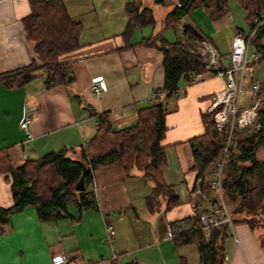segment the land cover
<instances>
[{"label":"crops","instance_id":"obj_1","mask_svg":"<svg viewBox=\"0 0 264 264\" xmlns=\"http://www.w3.org/2000/svg\"><path fill=\"white\" fill-rule=\"evenodd\" d=\"M130 1L136 0H65L68 13L82 23L79 46L62 56L72 76L70 82L45 88L39 75L19 86L0 83V148L6 149L13 166L51 150H77L94 135L96 113L105 111L113 129L135 122L137 109L148 105L150 93L162 85L163 67L160 50L130 43L158 31L167 40L178 39L184 20L189 18L220 58L226 53L225 59L232 35L242 28L231 13L209 19L198 6L173 26L177 37L170 38L166 33L170 28L162 29L161 20L169 5L179 0H164L163 4L143 0L152 7L156 21L132 31L125 41L120 33L127 20L124 5ZM29 10V0H0V73L32 60L39 63L22 24ZM227 62L220 59L222 66ZM94 76H101L106 83L99 96L89 89ZM186 83L179 81L176 94L160 93L157 97L166 108L163 142L169 144L162 176L173 184L177 204L165 209V199L160 198L158 208L150 211L145 196L151 183L139 170L126 177L120 165H100L92 171L96 208L78 212L76 204L68 202L71 216L47 221L38 219L34 206L12 213L0 233V264H54L51 256L60 252L69 254L76 264H201L195 245H174L168 223L192 215L195 205L209 208L212 203V192L207 198L190 194L194 171L186 140L203 131L201 115L208 113L211 96L221 89L223 80L206 68L194 82ZM25 111L31 116L30 136L19 127ZM11 202L8 181L0 174V206ZM107 220L115 229L110 241L102 239ZM258 232L246 223L233 224L238 242L234 243L231 233L224 240L226 264H264Z\"/></svg>","mask_w":264,"mask_h":264},{"label":"trees","instance_id":"obj_2","mask_svg":"<svg viewBox=\"0 0 264 264\" xmlns=\"http://www.w3.org/2000/svg\"><path fill=\"white\" fill-rule=\"evenodd\" d=\"M151 1L155 4L164 3V0ZM237 2L243 8L248 24L246 30H237L247 36L253 27L252 17L264 13V0ZM29 3L30 10L22 17V24L39 63L32 60L26 65L1 72L0 83L8 87L19 86L39 75L43 77L45 88L70 82L72 76L68 74L62 56L79 46L81 21L68 13L65 0H29ZM142 3L143 0H136L124 5L127 20L120 35L125 41H128L132 31L145 25H153L156 21L152 7ZM198 6L203 7L209 19H216L228 12L229 0H179L178 3L169 5L161 20L162 29L173 27ZM181 35L170 41L158 31L130 43V46L143 44L160 50L163 67L162 85L154 90L156 99L137 109L136 120L132 125L113 129L105 111L96 113L95 133L85 145L81 144L77 150L66 147L51 150L35 159H26L17 166L12 165L6 149L0 148V174L8 181L12 198L9 205L0 206V233L10 215L26 206H34L40 221L71 216L67 209L69 201L76 204L78 212L96 208L92 171L100 165H120L126 177H131L133 170H139L144 179L151 183L150 192L145 196L150 211L158 208L160 198L165 199V209L178 203L173 184L166 183L162 176L167 165L165 150L169 144L163 142L167 130L166 108L157 97L160 93L176 94L180 90V80L194 82L191 76L206 70L205 61L197 50L205 39L204 35L190 22L182 24ZM250 46L256 51L257 57L247 65H263L264 22L251 36ZM223 68L219 66L209 69L217 72ZM260 92L264 96L263 81ZM248 103L249 96L244 92L241 105ZM201 123L203 131L186 140L192 158L190 169L194 171L192 185L198 180L201 190L209 195L217 163L224 157L220 171L221 196L225 206H228L226 210L231 223H246L251 230L262 228L264 153L259 155V150L264 149V98L257 109L255 122L251 126L233 129L231 143L225 151L226 132L216 129L212 113L202 114ZM83 167L85 190L79 191L74 188V184ZM211 200L215 204L212 213L223 212L224 218L225 213L218 196L212 195ZM194 210L192 215L168 223L174 245H195L201 264H224V240L230 235V223L222 219L209 226L208 234L205 235L199 215L209 212V208H197L195 205ZM256 238L264 250V232H258Z\"/></svg>","mask_w":264,"mask_h":264},{"label":"built area","instance_id":"obj_3","mask_svg":"<svg viewBox=\"0 0 264 264\" xmlns=\"http://www.w3.org/2000/svg\"><path fill=\"white\" fill-rule=\"evenodd\" d=\"M253 27L249 30L248 35L245 36L241 31H236L229 43L228 52V64L223 66L222 70L217 71L221 75L223 85L221 89L213 93L210 99V106L208 112L212 113L214 125L218 131H225L227 135L226 146L224 151L231 143V134L233 129H241L246 126H251L256 119L257 109L260 107L263 101V93L260 92L261 80H255L249 87L243 85L245 80V67L254 58L257 57L256 51L249 52V40L255 33L257 28L264 22V13L256 14L252 17ZM198 52L205 61L206 68H217L221 67L220 56L218 51L213 47L211 43L203 40L197 47ZM196 75L191 76V80L194 81ZM190 83V82H188ZM187 86V83H186ZM90 91L95 95L99 96L106 89V83L101 76H94L90 80L89 85ZM246 92L249 96V103L241 105V97ZM155 92H151L149 100H155ZM30 114L25 111L19 121V127L24 130L27 136L31 133L28 128L30 121ZM84 145L86 142L83 143ZM224 161V157L217 163V170L210 182L211 192L218 196L221 202V207L224 210L225 216L222 217L221 213L213 214L212 208L215 204L212 202L209 204L210 211L205 213L202 212L199 215L202 223L205 235L208 234L209 226L215 225L222 219L230 223V233L234 243L238 242V238L233 233V224L231 223L230 216L227 213L226 206L221 196V167ZM93 186V183H92ZM191 195H199L202 198H207L206 195L200 188L199 181L197 180L190 189ZM115 233L114 226L111 221H104V235L103 240L110 241ZM51 261L54 264H76L74 259L66 253H56L51 256ZM228 261L227 254H224V264Z\"/></svg>","mask_w":264,"mask_h":264},{"label":"rangeland","instance_id":"obj_4","mask_svg":"<svg viewBox=\"0 0 264 264\" xmlns=\"http://www.w3.org/2000/svg\"><path fill=\"white\" fill-rule=\"evenodd\" d=\"M76 1H80L82 2L83 0H76ZM71 10V9H70ZM228 13H231L235 19V24L241 26L244 30L248 28V24L244 18V10L243 8L240 6V4L237 2V0H229V10H228ZM186 17L182 18V19H185ZM179 20L176 25H179L178 23H180L181 21L183 20ZM184 21H190V19L188 18V20H184ZM176 25L174 27H176ZM172 27L170 28V30H167V35L168 37L170 38H176L177 35H176V32L173 31V29L175 30V28ZM151 27L150 26H146L145 29H150ZM153 28V27H152ZM140 31H145L144 29L140 30ZM172 35V36H171ZM225 36V33L222 34V37ZM226 47L227 45L224 44L223 45V49L222 50H226ZM253 51L251 46L249 47V52ZM226 55V54H222L221 56V62H227L228 61V58L226 57L225 59L223 58V56ZM228 64V62H227ZM255 80H261L263 81L264 83V64L263 65H260V66H250V65H247L246 68H245V80L243 82V85L246 86V87H249L251 85V83ZM264 153V149L263 148H260L259 150V155H263ZM52 170V169H50ZM49 180H50V177H49ZM73 201H69V204H71ZM228 209V206L226 207ZM257 231L259 232H264V226L260 229H257Z\"/></svg>","mask_w":264,"mask_h":264},{"label":"water","instance_id":"obj_5","mask_svg":"<svg viewBox=\"0 0 264 264\" xmlns=\"http://www.w3.org/2000/svg\"><path fill=\"white\" fill-rule=\"evenodd\" d=\"M84 178H85V168L83 167V170L79 176V178L76 180L74 184V188L79 191L85 190V183H84Z\"/></svg>","mask_w":264,"mask_h":264}]
</instances>
